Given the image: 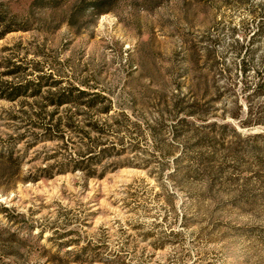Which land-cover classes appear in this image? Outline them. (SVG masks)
I'll list each match as a JSON object with an SVG mask.
<instances>
[{"label":"rangeland","instance_id":"obj_1","mask_svg":"<svg viewBox=\"0 0 264 264\" xmlns=\"http://www.w3.org/2000/svg\"><path fill=\"white\" fill-rule=\"evenodd\" d=\"M0 264H264V0H0Z\"/></svg>","mask_w":264,"mask_h":264},{"label":"trees","instance_id":"obj_2","mask_svg":"<svg viewBox=\"0 0 264 264\" xmlns=\"http://www.w3.org/2000/svg\"><path fill=\"white\" fill-rule=\"evenodd\" d=\"M247 70H244V73L246 74ZM95 174H88V177H94Z\"/></svg>","mask_w":264,"mask_h":264}]
</instances>
